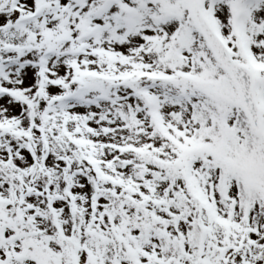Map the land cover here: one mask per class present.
Returning <instances> with one entry per match:
<instances>
[{"label": "snow or ice", "instance_id": "obj_1", "mask_svg": "<svg viewBox=\"0 0 264 264\" xmlns=\"http://www.w3.org/2000/svg\"><path fill=\"white\" fill-rule=\"evenodd\" d=\"M0 264H264V0H0Z\"/></svg>", "mask_w": 264, "mask_h": 264}]
</instances>
